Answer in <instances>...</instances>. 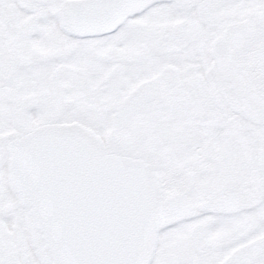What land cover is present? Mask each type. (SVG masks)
I'll use <instances>...</instances> for the list:
<instances>
[{"label": "snow or ice", "instance_id": "1", "mask_svg": "<svg viewBox=\"0 0 264 264\" xmlns=\"http://www.w3.org/2000/svg\"><path fill=\"white\" fill-rule=\"evenodd\" d=\"M0 264H264V0H0Z\"/></svg>", "mask_w": 264, "mask_h": 264}]
</instances>
